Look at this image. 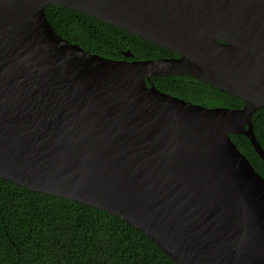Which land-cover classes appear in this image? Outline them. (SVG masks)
Wrapping results in <instances>:
<instances>
[{
	"label": "water",
	"instance_id": "obj_1",
	"mask_svg": "<svg viewBox=\"0 0 264 264\" xmlns=\"http://www.w3.org/2000/svg\"><path fill=\"white\" fill-rule=\"evenodd\" d=\"M50 4L178 56L114 59L58 34ZM188 75L240 98L204 106L158 89ZM264 0H0V178L105 210L176 264H264Z\"/></svg>",
	"mask_w": 264,
	"mask_h": 264
},
{
	"label": "trees",
	"instance_id": "obj_2",
	"mask_svg": "<svg viewBox=\"0 0 264 264\" xmlns=\"http://www.w3.org/2000/svg\"><path fill=\"white\" fill-rule=\"evenodd\" d=\"M53 29L89 52L123 59L173 57L165 47L89 14L45 7ZM158 89L204 106L240 108V98L188 75L152 76ZM264 150V105L251 115ZM237 148L264 177V162L249 139L231 134ZM0 264H176L144 233L105 210L72 199L27 190L0 178Z\"/></svg>",
	"mask_w": 264,
	"mask_h": 264
},
{
	"label": "flooded vegetation",
	"instance_id": "obj_3",
	"mask_svg": "<svg viewBox=\"0 0 264 264\" xmlns=\"http://www.w3.org/2000/svg\"><path fill=\"white\" fill-rule=\"evenodd\" d=\"M178 56V55H177ZM173 57H175V56H173Z\"/></svg>",
	"mask_w": 264,
	"mask_h": 264
}]
</instances>
